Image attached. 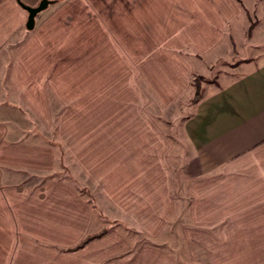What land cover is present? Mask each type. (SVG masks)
Segmentation results:
<instances>
[{"label": "crops", "instance_id": "obj_1", "mask_svg": "<svg viewBox=\"0 0 264 264\" xmlns=\"http://www.w3.org/2000/svg\"><path fill=\"white\" fill-rule=\"evenodd\" d=\"M21 1L33 6L41 0ZM154 2L132 1L134 5ZM163 2L168 5L166 104L188 94L194 74L208 73L213 63L234 53L237 36L242 45L251 29V44H264V0ZM4 4L0 6V50L12 33L7 22L14 21L5 12L6 4L19 13L17 23L24 22L31 30L28 11L19 0ZM140 10L124 20L155 18L149 9ZM140 31L138 25L127 33L138 36ZM225 40L230 50L221 54L217 49ZM100 48L108 52V44ZM113 48L125 50L123 45ZM212 49L218 52L205 70ZM55 62L43 63L32 77L26 61H17L13 68L18 76L11 82L18 98L8 106L0 103V113L12 110L27 118L25 107L36 110L37 117L50 118L48 85L53 84ZM88 89L84 123L70 126L69 135L61 138L73 161L72 171H80L99 190L103 208H93L90 198L70 179L55 177L38 185L18 175V170L33 175L51 172L60 161V145L37 132L24 137L22 126H15L14 132L13 126L2 123L0 264H174L167 252L135 246L136 240L125 236L120 226L76 248L88 234L108 227L101 212L116 211L124 224L155 229L168 222V213L178 206L169 160L171 143L166 131L142 108L145 97L138 93L136 99L125 101L127 106L121 100L116 104L121 108L111 113L101 88L96 98ZM56 92L60 94L59 88ZM181 132L195 170L185 174L190 203L184 229L194 259L199 264H264V55L244 57L207 85Z\"/></svg>", "mask_w": 264, "mask_h": 264}, {"label": "rangeland", "instance_id": "obj_2", "mask_svg": "<svg viewBox=\"0 0 264 264\" xmlns=\"http://www.w3.org/2000/svg\"><path fill=\"white\" fill-rule=\"evenodd\" d=\"M132 1L135 3L139 0ZM132 1L57 0L39 12L33 30H27L24 22L18 24L19 13L6 4L5 12L10 13L9 16L14 21L7 22L11 24L12 33L6 45L0 50V103L8 106L13 99L18 98L11 82L12 77L18 76L13 68L17 61H26L25 68L27 67L28 71L31 69L32 77L37 76V67L45 62L52 63V60H55L54 64L57 66L54 71L51 70L54 77L53 84L48 85L49 108L52 116L37 117L36 110L25 107L23 110H27L24 112L29 113L27 118L19 113H11L12 110H4L2 114L0 113V125L4 123L13 126L14 132H17L15 126H22L24 137H30L37 132V135H42L52 143L60 145V161L51 172H38V175H33L31 172L18 170L16 172L18 175L25 176L34 184H41L55 177L70 179L90 198L93 208L100 211L103 207L99 202L103 203L104 199L89 180L80 176V171H72L73 161L62 143L61 136L67 137L69 127L75 123H84L82 113L85 109L88 88L93 90L91 94L94 98L98 96L96 90L101 88L100 93L108 100L111 113L121 108L116 106L121 100L125 102L129 101L128 98L136 99L138 93L144 96L146 101L142 108L144 107L147 113L151 114L158 127L166 131L171 143L169 160L175 175L174 184L177 187L174 195L178 204L177 211L168 213V222L155 229H146L128 225L130 223L124 224L120 221L122 216L116 211L112 212L108 205L111 211L100 214L103 221L108 223L106 225L108 227L88 234L76 248L120 226L125 236L136 240L135 246L138 244L140 247L151 246L157 248L159 252H167L174 264H199L192 255L193 251L187 237L184 236L188 215L187 205L190 203L185 174L194 170V164L191 159H187L190 149L182 138L183 121L190 115L192 106L202 97L207 85L216 82L222 72L233 68L244 57L264 55V44H251L248 40L252 34L250 29L244 39L245 43L241 45L238 42L240 37L237 36L239 39L237 45H234V53L230 52L217 63H213L209 70L211 56L217 55V50H220L221 54H226L227 50H230L231 45L228 41H223L217 50L212 49L207 54L208 58L204 62L205 70H209L208 73L194 74L188 94L166 104L163 99L168 95V53H166L168 5L161 3L162 0H155L154 4L150 5H138V3L134 5ZM5 2L6 0H0V6ZM38 5L37 3L33 6ZM139 8L140 12L149 9L155 13V18L124 20L125 17L133 14V10L138 13ZM138 25L141 30L138 36L127 33ZM106 44H108L107 53L100 50V46ZM114 45H123L125 50L119 51L113 48ZM261 50L263 52H260ZM198 65L200 68L204 67V64ZM25 70L23 69V73ZM67 81L68 83H65ZM58 88L60 94L56 92ZM93 104L97 105V101ZM125 105L128 104L125 102ZM29 132L33 134H28ZM3 168L0 165V169Z\"/></svg>", "mask_w": 264, "mask_h": 264}, {"label": "water", "instance_id": "obj_3", "mask_svg": "<svg viewBox=\"0 0 264 264\" xmlns=\"http://www.w3.org/2000/svg\"><path fill=\"white\" fill-rule=\"evenodd\" d=\"M50 2L51 0H41L38 6H31L19 0V3L21 4V6L25 8L29 14L28 20H27L28 29H32L34 27L36 15L40 11L44 10Z\"/></svg>", "mask_w": 264, "mask_h": 264}, {"label": "trees", "instance_id": "obj_4", "mask_svg": "<svg viewBox=\"0 0 264 264\" xmlns=\"http://www.w3.org/2000/svg\"><path fill=\"white\" fill-rule=\"evenodd\" d=\"M198 95V94H197Z\"/></svg>", "mask_w": 264, "mask_h": 264}]
</instances>
